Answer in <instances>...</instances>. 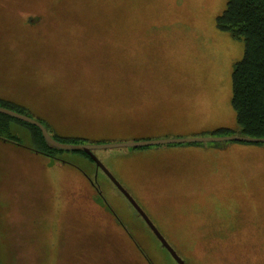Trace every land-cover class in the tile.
Segmentation results:
<instances>
[{
	"label": "rangeland",
	"instance_id": "rangeland-1",
	"mask_svg": "<svg viewBox=\"0 0 264 264\" xmlns=\"http://www.w3.org/2000/svg\"><path fill=\"white\" fill-rule=\"evenodd\" d=\"M227 2L0 0V98L84 144L226 135L219 127L241 135L232 74L245 39L217 24ZM33 141L21 123L0 134L2 264H98L94 252L104 247L103 262L128 264L119 223L155 264H178L95 162L66 148L63 161L49 157ZM95 154L187 264H264V235L223 236L231 227L264 231V145L177 142ZM87 176L119 222L93 211L80 190Z\"/></svg>",
	"mask_w": 264,
	"mask_h": 264
},
{
	"label": "trees",
	"instance_id": "trees-1",
	"mask_svg": "<svg viewBox=\"0 0 264 264\" xmlns=\"http://www.w3.org/2000/svg\"><path fill=\"white\" fill-rule=\"evenodd\" d=\"M217 24L221 29L230 31L233 37L245 39L244 57L235 64L236 67L232 74V80H233L232 106L234 109H236L237 112V123H239L241 127V135L244 136L249 135V136L262 138L264 137V0H228L225 11L217 17ZM0 105L4 107H9L18 112H22L24 114L29 115L22 106L19 107L12 101H8L6 99L3 100L2 98H0ZM39 120L50 131V128L47 126V124L43 120L41 119ZM13 122L19 124L21 123L22 125L26 126L28 129L31 130L34 140L33 143H35L37 151L49 157L50 156L56 157L57 159L63 161V158H61V156L59 155L62 150L58 147L46 143L42 129H40L37 125H34L26 120H23L22 118L19 119L13 115H9L7 113L4 114L0 112V134H4L7 131H9L10 126L12 125ZM216 131L218 133L221 132V134H226V135L231 134L228 127H219V129H217ZM51 134L55 139H57L60 142H69L75 144L85 143V141H83L80 136H60L54 132H51ZM135 140H140V139L135 138ZM234 141H239L245 144L249 143L260 146L264 145V141L262 142H252V141L247 142L243 140H234ZM135 147L145 148L148 146H135ZM72 150L76 153H80L81 155L86 156L91 162H95L94 158L91 157V155H89L85 150L83 149H78V150L72 149ZM85 181L86 182L83 183L84 185H82L80 190L85 195L84 198H86L89 201V203L92 206H94L93 211L97 215H99L102 221H104L102 217L105 216H106L105 221L107 223L109 220L110 221L115 220L116 213L113 212L110 205L105 204L104 207H102L94 198L95 194L101 197L100 186L97 184V182L91 179L90 176H87V179ZM112 216L113 218H110ZM114 224L116 223L113 222V225L111 226H114ZM116 226H118V228L120 227L119 228L120 230L122 229V231L124 230L127 233L125 236L123 235V237H125V239L128 240L127 243H125V246L130 248V255L134 257L133 259L130 256L127 257L128 264H138V263L144 264V261L146 264H155L153 259L145 252L144 248H142L139 241H137L122 224L119 223L116 224ZM229 230H230L229 232L232 233L223 236H237V235L251 236L252 234L264 235V231L260 233L259 232L250 233L248 232V230L241 227H237V229L231 227ZM223 236L212 235L211 237L223 238ZM107 245L109 247H114V245L117 244L116 242H109V244ZM259 246L263 248L264 241L261 242ZM103 249H105V247ZM165 249L168 251L167 248ZM102 250L99 249L95 250L94 254L97 256L93 254L94 258H96V262L98 264H104V263L108 264L109 261L103 262V260L97 253V251L104 253V251ZM138 252L141 255H139ZM110 263H113V260H111ZM0 264H2L1 258H0Z\"/></svg>",
	"mask_w": 264,
	"mask_h": 264
},
{
	"label": "water",
	"instance_id": "water-1",
	"mask_svg": "<svg viewBox=\"0 0 264 264\" xmlns=\"http://www.w3.org/2000/svg\"><path fill=\"white\" fill-rule=\"evenodd\" d=\"M0 112L4 114L13 115L17 118H22L23 120H26L34 125H37L40 129H42L44 138L46 140V143L58 147L60 149H83L85 150L91 157L94 158L96 164L99 168H101L106 175L109 176V178L112 180L113 183L117 185L119 190L124 193V195L129 199L133 207L136 209V211H139V213L144 218L147 225L152 228L155 235L158 239H160L162 245L168 249V251L172 254L174 259L178 262V264H187L186 261L182 256L179 255V253L175 250V248L171 245L169 240L163 236L159 228L153 223V221L150 219L146 211L142 209L140 204L137 200H135L134 197L130 195L128 190L124 187L123 184L119 183L115 175L111 172L110 169H108L102 160L98 157V155L95 154L96 149H106L110 147H120V146H149L153 144H163V143H191V142H206V141H214V142H220L221 141H234V140H243V141H252V142H262L264 141V137H254V136H244V135H220V136H191V137H177V138H149V139H143V140H134V141H120V142H106V143H92V144H84V143H69V142H60L57 139L53 137L51 132L48 130V128L45 127V125L38 120L37 118H33L27 114H24L22 112H18L14 109H11L9 107L0 106Z\"/></svg>",
	"mask_w": 264,
	"mask_h": 264
}]
</instances>
